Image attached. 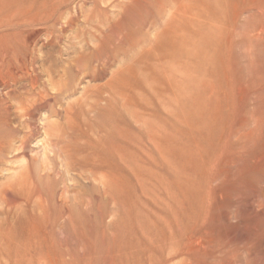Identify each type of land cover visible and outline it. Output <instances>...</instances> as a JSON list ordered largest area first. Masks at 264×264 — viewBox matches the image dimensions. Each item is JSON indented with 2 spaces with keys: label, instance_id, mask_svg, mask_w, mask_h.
<instances>
[{
  "label": "bare ground",
  "instance_id": "bare-ground-1",
  "mask_svg": "<svg viewBox=\"0 0 264 264\" xmlns=\"http://www.w3.org/2000/svg\"><path fill=\"white\" fill-rule=\"evenodd\" d=\"M116 2L121 5L114 15H109L106 13L107 8H103L106 19L92 25L90 42L93 47L90 46V49L98 48L100 43L113 41L132 43V31L135 28L147 29L150 36L157 38L153 33L154 13L163 29L178 30L176 38L180 43L181 59L185 57L184 46L187 41L191 44L198 39L206 50V56H202L205 60L201 74L194 75L192 56L187 81L185 73L181 72V79L185 81L183 86L188 90V103L172 106L170 109L167 106V116L163 124H159V131H150L145 145L143 144L140 164L138 161L131 162L129 158L124 161L127 174H121L122 179L111 170L110 164L105 160L93 159L91 167L105 171L109 182L100 178V185L94 186L95 178L82 179L89 181L82 184L103 188L112 203L116 199L115 188L125 183L124 177L127 179L129 175L134 179L136 183L129 189L127 233L113 245H104L102 236L99 246L87 239L86 236L89 235L84 233V223L77 222V215L81 212L73 208L74 202L70 203L71 200L74 201L75 189L79 187L73 182L77 174H73L71 158L59 157L57 169H52L47 152L42 150L41 155L35 159L25 152L18 164V172L12 179L32 173L39 178L61 176V183L52 200L56 205L54 216L69 224L67 232L71 238L79 240L83 249L92 250L94 258L88 264H264V0ZM57 9L58 0H51V15ZM57 18L63 32L64 25L69 26L70 22H64L66 17L62 13ZM239 24L243 27L241 26L240 34H236L240 29ZM163 36L166 38L169 34ZM238 41L243 44L246 57L243 65L247 74L243 77L238 76L239 67L232 56V50ZM186 61L182 63L185 64ZM9 67L10 65L7 68ZM6 69V73L0 74V87L5 84L8 86V82L12 80L6 76L13 69L9 73ZM7 104L5 100L0 101V108L6 111L9 108ZM5 117V114H0V119ZM178 124H182V127ZM129 141L123 136L127 151ZM4 148L6 146L0 142V151ZM129 156L128 153L127 157ZM33 160L35 164L32 165ZM14 187L9 182L2 190L8 202L17 198ZM45 202L40 208L41 221L50 209L47 204L49 201ZM112 205L114 208L116 204ZM115 207L118 208V205ZM97 214L100 217L103 215L99 210ZM111 216L113 215L110 218ZM87 219V223L92 222L88 217ZM36 229H41V225ZM57 232L62 240L66 230L58 229ZM48 242L45 236L38 243L35 242L27 257V264L55 263ZM73 242L74 240L70 243ZM61 243L60 241V245ZM19 258L17 257V263ZM17 263L13 261V264Z\"/></svg>",
  "mask_w": 264,
  "mask_h": 264
},
{
  "label": "rangeland",
  "instance_id": "rangeland-1",
  "mask_svg": "<svg viewBox=\"0 0 264 264\" xmlns=\"http://www.w3.org/2000/svg\"><path fill=\"white\" fill-rule=\"evenodd\" d=\"M120 5L116 0H58V9L51 15V0H0V46L3 45L0 47V74L6 73L5 69L10 65L6 69L10 77H6L12 79L8 86L0 87L3 90L0 89V101H7L9 106L6 111L0 108V114L6 115L0 119V142L6 146L0 151V264L17 263V257H20L17 264H27L30 250L42 236L49 240L54 264H88L94 258L92 250L83 249L78 239L70 237L67 232L69 224L54 216L56 205L52 200L61 183V176L39 178L32 173L12 179L25 152L32 159L39 157L42 150L47 152L52 169H57L59 157L71 158L76 167L72 165L73 174H77L73 182L79 187L74 190V195V192L71 194L75 198L70 203L74 202L73 208L81 212L76 214L77 222L84 223V233L89 235L87 239L97 246L101 245V236L104 245H113L123 239L129 223V189L136 182L129 175L128 181L124 177V185L115 188L116 199L113 203L118 208H113L103 188L94 187L99 184L100 178L106 182L109 180H106L108 176L105 171L91 167L92 160H105L119 177L127 174L125 162L128 158L140 164L143 144L150 131H159L170 107L188 103V90L183 83L191 72V56L194 75L203 72L205 57L202 56H206L204 44L198 39L191 44L187 41L184 46L187 61L185 57L181 59L180 43L176 38L178 30L163 29L154 13L151 15L155 22L153 33L157 38L150 36L147 29L135 28L132 43L113 41L90 49V46L93 47L90 42L92 25L105 20L107 16L103 8H107L109 15H114ZM61 13L66 17L64 22H70L69 26L64 25L63 32L57 18ZM241 26H238L240 29L236 34H240ZM165 34L169 36L165 38ZM242 47L243 44L238 41L232 50L239 67L238 76L241 77L247 74ZM184 61L185 64L182 63ZM181 72L185 73V81L181 79ZM178 125L182 127V124ZM123 136L130 140L128 151L124 148ZM83 178H95L96 182L94 186L85 185L82 182L89 181H83ZM9 182L15 186L13 190L17 198L13 202H8L3 196L2 190ZM44 202H48L51 210L45 213L41 221L40 208ZM97 209L103 213L102 217L97 214ZM109 213L113 215L111 218ZM87 217L92 222L87 223ZM38 225H41L39 231L36 229ZM58 229L66 230L63 239L67 243L60 240ZM70 239L74 240L73 244ZM34 259L36 261L37 256Z\"/></svg>",
  "mask_w": 264,
  "mask_h": 264
}]
</instances>
